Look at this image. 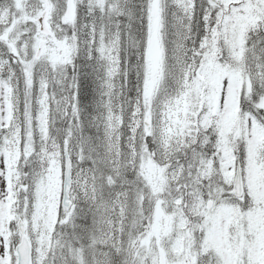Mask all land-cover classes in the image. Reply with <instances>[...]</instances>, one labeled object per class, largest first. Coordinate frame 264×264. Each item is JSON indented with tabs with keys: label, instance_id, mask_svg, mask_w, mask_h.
<instances>
[{
	"label": "snow or ice",
	"instance_id": "snow-or-ice-1",
	"mask_svg": "<svg viewBox=\"0 0 264 264\" xmlns=\"http://www.w3.org/2000/svg\"><path fill=\"white\" fill-rule=\"evenodd\" d=\"M0 264H264V0H0Z\"/></svg>",
	"mask_w": 264,
	"mask_h": 264
}]
</instances>
